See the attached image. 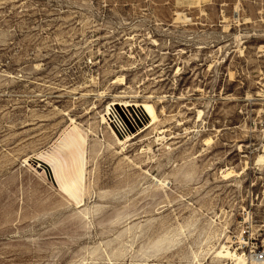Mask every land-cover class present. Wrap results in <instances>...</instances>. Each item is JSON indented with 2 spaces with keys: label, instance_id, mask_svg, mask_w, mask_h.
<instances>
[{
  "label": "rangeland",
  "instance_id": "1",
  "mask_svg": "<svg viewBox=\"0 0 264 264\" xmlns=\"http://www.w3.org/2000/svg\"><path fill=\"white\" fill-rule=\"evenodd\" d=\"M114 103L142 120L126 145L102 121ZM263 116L264 0H0V264L263 251ZM74 122L89 137L76 199L26 161L61 167Z\"/></svg>",
  "mask_w": 264,
  "mask_h": 264
},
{
  "label": "bare ground",
  "instance_id": "2",
  "mask_svg": "<svg viewBox=\"0 0 264 264\" xmlns=\"http://www.w3.org/2000/svg\"><path fill=\"white\" fill-rule=\"evenodd\" d=\"M178 17H180V15ZM181 17L183 18V16H181ZM143 106L145 107L147 114H149V116L151 118V124H150L149 128L153 127V126L156 127L160 115H159L155 105L149 102V103H143ZM107 112H108L109 116H111V113L115 114V116H116L115 120L114 121L108 120L107 114H105L102 116V121L105 123H108L112 130L113 129L117 130V132L120 135H123L125 138H127V140L126 139L122 140V138H120L118 135H116L117 139L120 143L126 145V143L128 141H131V140L136 138L135 136H132V135H135V132H133V134H132V132H130V131H132L131 130L132 126L130 127V124H131L130 122H132L134 124V126H137L138 131H139L142 129V128H140V121H142V120L139 119V117H140L139 113L134 108V105L124 104V103H114L113 105H111L109 107ZM72 120H74V119H72ZM110 122L114 123L113 128H112V125L110 124ZM72 130L75 131L77 136L72 135L70 132L68 133V134H70V135H68L69 141L67 144L69 146H67V148L65 149V151H67V158H66L67 161L64 163L61 162V167L59 166L56 157L45 154L46 153L45 151H42L40 154L37 155V157H35L34 155L30 156L29 158L27 157L26 161H32V159H33L34 162L39 163L38 167L40 166V167H43L44 169H46V166H47V169H49V171L51 170V172H53L54 178L57 181V183L59 184V188L64 192V194L71 197V198L76 199V196L78 197L80 194L79 189L81 187L84 188V186H82V185L85 183V180H86V177H85L86 167L83 166L84 158L80 155V153L83 154V151L81 150L82 147L79 144V142L83 143L85 145V147H87L88 141H89L87 138H89V137H88V133H86L87 131L84 132L83 128L81 130L80 126H78L76 122H74V127L72 128ZM164 132H165L164 130L159 131L160 136H158L157 140H160L161 138L165 139V137H161V135H163ZM113 133H114V130H113ZM211 143H212V139H206L205 145L209 146ZM148 150H149V147H148ZM68 156H69V158L72 159V168L71 169L68 166L69 165L68 164V159H69ZM256 164L257 165H264V152L261 153L257 157ZM159 181L161 182L162 185L167 184L166 182H164L162 180H159ZM228 239H229V237H228ZM242 243H244V242H242ZM222 246H223L222 250H220L218 252V257H221L224 260L228 261V262H225L223 264H249V263L264 264V258L261 262V261H258L253 256L248 257L246 253H240V252H238V250H235V251L231 250L226 245H222ZM249 259H251V260H249Z\"/></svg>",
  "mask_w": 264,
  "mask_h": 264
},
{
  "label": "built area",
  "instance_id": "3",
  "mask_svg": "<svg viewBox=\"0 0 264 264\" xmlns=\"http://www.w3.org/2000/svg\"><path fill=\"white\" fill-rule=\"evenodd\" d=\"M260 126L262 127V132L264 134V116L260 120ZM251 256L255 257L258 261L262 262V260L264 258V250L263 251H254Z\"/></svg>",
  "mask_w": 264,
  "mask_h": 264
}]
</instances>
